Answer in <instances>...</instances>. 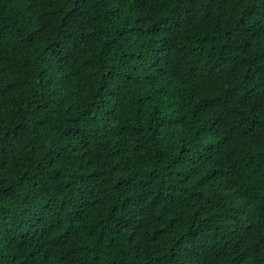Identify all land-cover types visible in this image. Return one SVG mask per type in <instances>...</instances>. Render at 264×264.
<instances>
[{
	"label": "trees",
	"instance_id": "trees-1",
	"mask_svg": "<svg viewBox=\"0 0 264 264\" xmlns=\"http://www.w3.org/2000/svg\"><path fill=\"white\" fill-rule=\"evenodd\" d=\"M0 264H264V0H0Z\"/></svg>",
	"mask_w": 264,
	"mask_h": 264
}]
</instances>
